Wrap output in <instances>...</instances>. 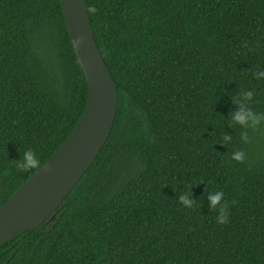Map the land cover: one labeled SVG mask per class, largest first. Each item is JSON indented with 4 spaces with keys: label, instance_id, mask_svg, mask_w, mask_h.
<instances>
[{
    "label": "trees",
    "instance_id": "1",
    "mask_svg": "<svg viewBox=\"0 0 264 264\" xmlns=\"http://www.w3.org/2000/svg\"><path fill=\"white\" fill-rule=\"evenodd\" d=\"M86 1L116 120L56 213L0 247V264H264V126L247 144L228 126L243 91L264 113V0ZM88 94L60 0H0V207L72 133ZM29 149L39 167L21 170ZM189 189L191 209L176 199ZM215 190L223 224L207 207Z\"/></svg>",
    "mask_w": 264,
    "mask_h": 264
},
{
    "label": "water",
    "instance_id": "2",
    "mask_svg": "<svg viewBox=\"0 0 264 264\" xmlns=\"http://www.w3.org/2000/svg\"><path fill=\"white\" fill-rule=\"evenodd\" d=\"M68 33L86 78L85 110L50 159L0 207V247L37 230L59 209L95 162L112 132L117 85L94 36L86 0H60Z\"/></svg>",
    "mask_w": 264,
    "mask_h": 264
},
{
    "label": "clouds",
    "instance_id": "3",
    "mask_svg": "<svg viewBox=\"0 0 264 264\" xmlns=\"http://www.w3.org/2000/svg\"><path fill=\"white\" fill-rule=\"evenodd\" d=\"M253 76L257 80L264 79V71H255ZM253 101L252 91H243L241 94L233 97V102L237 105L238 111L231 114L230 123L239 125L245 131L240 133V140L242 143L247 144L249 142L248 129L255 130L261 126H264V113L254 112L250 107H245L247 102ZM231 140V136L224 135L223 141L227 144ZM231 159L243 163L246 159V154L242 150H236L231 154ZM40 161L37 154L29 149L25 150L17 161V167L21 170L35 169L39 167ZM224 193L219 190L209 191L206 195L207 207L210 211H216L217 223L223 224L227 222L228 210L227 205L223 203ZM178 203L184 207L191 209L195 205V200L192 198L191 189L188 191L177 194Z\"/></svg>",
    "mask_w": 264,
    "mask_h": 264
}]
</instances>
